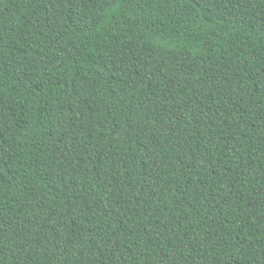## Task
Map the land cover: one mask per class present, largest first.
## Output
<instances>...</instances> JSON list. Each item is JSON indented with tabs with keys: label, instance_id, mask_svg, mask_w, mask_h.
Masks as SVG:
<instances>
[{
	"label": "trees",
	"instance_id": "obj_1",
	"mask_svg": "<svg viewBox=\"0 0 264 264\" xmlns=\"http://www.w3.org/2000/svg\"><path fill=\"white\" fill-rule=\"evenodd\" d=\"M0 264H264V0H0Z\"/></svg>",
	"mask_w": 264,
	"mask_h": 264
}]
</instances>
